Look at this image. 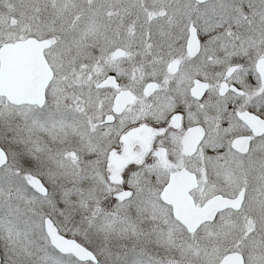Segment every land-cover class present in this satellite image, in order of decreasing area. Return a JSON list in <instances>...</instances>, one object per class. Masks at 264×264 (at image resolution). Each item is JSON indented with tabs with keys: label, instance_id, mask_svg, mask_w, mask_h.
Instances as JSON below:
<instances>
[{
	"label": "snow or ice",
	"instance_id": "6c2138e0",
	"mask_svg": "<svg viewBox=\"0 0 264 264\" xmlns=\"http://www.w3.org/2000/svg\"><path fill=\"white\" fill-rule=\"evenodd\" d=\"M0 264H264V0H0Z\"/></svg>",
	"mask_w": 264,
	"mask_h": 264
}]
</instances>
